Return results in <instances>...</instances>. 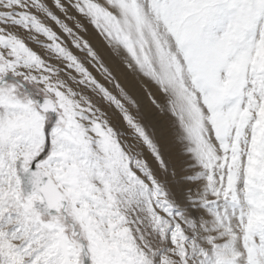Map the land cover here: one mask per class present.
I'll return each instance as SVG.
<instances>
[{"label": "snow or ice", "instance_id": "obj_1", "mask_svg": "<svg viewBox=\"0 0 264 264\" xmlns=\"http://www.w3.org/2000/svg\"><path fill=\"white\" fill-rule=\"evenodd\" d=\"M238 239L264 264V0H0V264H238Z\"/></svg>", "mask_w": 264, "mask_h": 264}, {"label": "rangeland", "instance_id": "obj_2", "mask_svg": "<svg viewBox=\"0 0 264 264\" xmlns=\"http://www.w3.org/2000/svg\"><path fill=\"white\" fill-rule=\"evenodd\" d=\"M40 39H43V38L41 37ZM30 46H31L33 49H35L39 54H41L42 56H44L45 58H47V55H48V54L45 53V50H44L40 45H38V44H36V43H30ZM52 63H58V61L53 60ZM113 117H115V123L117 124V126H118L119 128L124 129L123 122L119 120L118 116H113ZM124 130L126 131V129H124ZM156 131H157V134H158V135L163 136L162 144L164 145V149H165L166 154H167L169 151H175L173 145H171V146L169 147V146H167V145L165 144V142H164V139H166V138H164V137L167 136V135H165V134H166V125H165L164 121H161L159 124H157V126H156ZM169 137H170V136H169ZM170 139H171V137H170ZM208 227H209L210 229H212V230H215V231L217 232V234H218L219 231H220V229H219L218 227H214V226L211 225V224H209ZM207 234H211V232H209V233H207ZM204 235H206V233H204L203 231H201L200 234H199V237H203ZM199 237H197L198 240H199ZM235 246H236V249L242 253L241 259L239 260L238 264H245V262H244V258H243V249H242V246H241V244H240L239 239L237 240ZM198 262H199V257H198V256H194L193 264H198Z\"/></svg>", "mask_w": 264, "mask_h": 264}, {"label": "bare ground", "instance_id": "obj_3", "mask_svg": "<svg viewBox=\"0 0 264 264\" xmlns=\"http://www.w3.org/2000/svg\"><path fill=\"white\" fill-rule=\"evenodd\" d=\"M90 33L91 34L89 36V39H91V41L94 45L99 46V38L95 35L94 30H92L91 28H90ZM113 122L115 123V117H113ZM164 138H166V139H164L165 144L170 147L172 145L170 137L166 136Z\"/></svg>", "mask_w": 264, "mask_h": 264}]
</instances>
